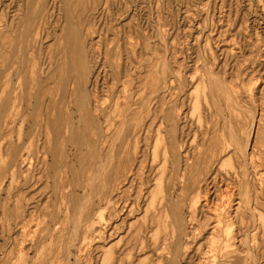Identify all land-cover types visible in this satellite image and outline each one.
Here are the masks:
<instances>
[{
	"label": "rangeland",
	"instance_id": "1",
	"mask_svg": "<svg viewBox=\"0 0 264 264\" xmlns=\"http://www.w3.org/2000/svg\"><path fill=\"white\" fill-rule=\"evenodd\" d=\"M75 29L80 30L88 51L90 73L86 87L98 105L96 114L104 134V149L110 145L109 137L116 133L118 122L123 120L124 107L130 105L132 113H139L135 125L146 122L148 111L142 113L141 103L152 97L149 108L156 104L151 79L153 72L163 65L170 69V87L159 118L178 100L186 121L183 127L189 133L188 142L197 139L200 132L204 113L199 93L207 84L208 71L233 90L242 108L233 114L235 122H245L246 109L251 108L255 124H264V0H0V103L11 97L8 123L0 132V198L7 196L4 190L12 183L13 204L19 200L21 208L29 204L52 205L41 216H27L22 227L10 232L3 231L0 225V264H66L62 243L72 224L69 212L64 210L67 199L62 202L61 196L71 191L68 183L72 175L68 168L81 167V155L88 148L69 147L66 165L62 166L61 152L68 133L63 131L58 139L44 123L48 119L53 123L59 116L64 126L69 119L74 120L77 128L83 125L75 104ZM23 120V128L29 132L21 150L24 158L16 171L10 170L12 177H5L2 172L6 161L1 160V148L9 141H19ZM91 127L88 119L87 128ZM55 139L59 142L54 155L46 153L43 143L51 148ZM156 140L157 134L153 132L148 140L147 158L155 151ZM250 146V160L264 168V144L253 142ZM234 161L236 164L237 160ZM85 167L89 173L90 166ZM231 171L229 163L220 167L221 174ZM53 176L59 178L55 181ZM150 177L154 178L151 189L157 190L161 170H153ZM227 188L224 186L213 196V203L221 202L222 191ZM125 196L128 199H120L119 203L125 205L123 210L128 213L136 202L133 189ZM54 202L63 208L55 224L49 217ZM151 203L149 200L146 205L148 213L143 209L137 211L134 219L127 218V223L121 225L118 235L104 242L107 247L114 246L117 260L121 258L112 264H145L146 258L149 264L155 259L159 246L155 243L156 232L140 233L137 243L127 244L137 223L144 222L152 211ZM260 216L264 220V213ZM258 223L263 225L260 220ZM262 229L250 234L248 240L252 244L263 236ZM84 232L81 228L75 247L82 245ZM34 244L39 247L33 249ZM105 250L99 242L92 246L95 264H107L110 257L103 262ZM78 252L71 248V263ZM201 257L202 253L195 249L194 260Z\"/></svg>",
	"mask_w": 264,
	"mask_h": 264
},
{
	"label": "bare ground",
	"instance_id": "2",
	"mask_svg": "<svg viewBox=\"0 0 264 264\" xmlns=\"http://www.w3.org/2000/svg\"><path fill=\"white\" fill-rule=\"evenodd\" d=\"M75 31L76 62L75 66L72 65L76 70L75 104L83 125L77 128L74 120L69 119L64 126L59 116L53 123L51 119L44 123L54 137L58 138L63 131L68 133L61 152L62 166L66 165L65 158L69 147L76 145L88 148V151L81 155V167L73 169L67 166L72 175L68 183L71 191L63 194L61 199L62 202L67 199L64 210L71 216L72 230L62 243L63 262L95 264L91 250L98 242L106 249L103 262L109 257L112 261L110 263L109 258L107 264L120 261L121 258L117 260L114 254V246L107 247L108 243L104 242L118 235L122 229L121 225L127 223V218L134 219L137 211L143 209V212L148 213L145 209L150 200L152 211L147 214L144 222L137 223L134 234L127 241V244L134 245L140 233L156 232L158 253L149 264H263L264 243L261 241H264V220L260 219L263 218L260 215L264 213V168L250 160L249 146L253 142L259 146L264 144V124H255L251 108L246 109L248 116L245 122H235L233 114L242 108H239L233 90L208 71L207 84L199 93V102L203 104L201 109L204 113L200 132L197 139L193 140L196 143L188 142L189 133L186 126L183 127L186 121L183 119L181 103L178 100L159 118L158 113L164 112L162 106L166 101V90L170 87V69L163 65L157 72H153L151 79L156 104L149 108L152 97L141 103L142 113L144 110L148 111L146 122L135 125L139 113H132L130 105L124 107L121 110L123 120L118 122L116 133L109 137L110 145L104 149L103 130L96 114L98 105L93 102L86 87L90 73L88 51L80 30ZM9 98L11 99L7 96L0 103V132L8 123L7 106L8 101H11ZM129 115L131 117H128ZM157 118L159 123L155 121ZM88 119L90 125L92 123L91 129L87 128ZM23 125L24 120L19 129V141H9L1 148V160L6 161L5 170L2 172L5 177H12L10 170L16 171L23 161L21 150L25 147L26 137H29V132H25ZM155 126H158L156 130L153 129ZM32 129L33 127L30 134L34 131ZM153 132L157 134L155 151L151 152V158H147L148 140ZM58 142L55 139L51 148L43 143V149H46V153L54 155ZM226 163L230 164L232 171L221 174L220 167ZM87 164L91 169L89 173L85 167ZM158 168L161 170L159 186L157 185V190H152L150 183L154 178H151L150 174ZM57 176H53L55 181L59 178ZM12 185L10 183L4 190L7 196L0 198V225L6 232L20 225L22 227L27 216H41L52 206L37 204L31 207L29 204L21 208L19 200L13 204ZM231 185H236L235 189ZM222 186L228 188L222 191L221 202L213 203V196L217 195ZM130 188L133 189L136 207L132 206L129 212L125 213V205L122 206L119 201L128 199L125 194ZM54 203L49 217L55 224L58 213L63 208L62 205ZM99 209L101 212L95 219ZM259 220L262 226H258ZM46 226L48 228V225ZM260 227H263V236L252 244L248 240L251 238L250 234ZM81 228L85 230L81 239L82 245L75 247ZM160 233L163 234L162 237ZM47 234L50 236L51 233ZM121 241L122 238L118 243ZM37 247L34 244L33 249ZM72 247L79 251L75 254L74 263L70 262ZM145 248L143 243L142 249ZM195 249L202 253L198 261L193 258ZM83 251L86 252L85 255L82 254ZM147 260L149 258L143 263L148 264Z\"/></svg>",
	"mask_w": 264,
	"mask_h": 264
}]
</instances>
